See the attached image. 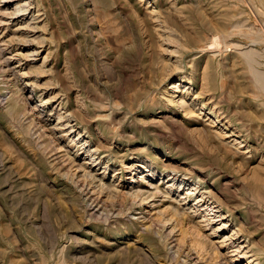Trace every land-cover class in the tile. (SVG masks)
I'll return each mask as SVG.
<instances>
[{
  "label": "rangeland",
  "instance_id": "374dc122",
  "mask_svg": "<svg viewBox=\"0 0 264 264\" xmlns=\"http://www.w3.org/2000/svg\"><path fill=\"white\" fill-rule=\"evenodd\" d=\"M250 259L264 0H0V264Z\"/></svg>",
  "mask_w": 264,
  "mask_h": 264
},
{
  "label": "bare ground",
  "instance_id": "6f19581e",
  "mask_svg": "<svg viewBox=\"0 0 264 264\" xmlns=\"http://www.w3.org/2000/svg\"><path fill=\"white\" fill-rule=\"evenodd\" d=\"M15 37V36H14ZM28 41V40H27ZM249 55V54H248ZM250 57V56H249ZM1 68H3V65L1 66ZM208 65L206 64L205 66H204V69L203 70H205L204 71V73H203V77H202V85H201V89L202 90H206L205 88H207V75H208ZM2 71H3V69H2ZM169 101H171V102H173V103H175L176 101H173L172 99H170ZM180 102H181V100H180ZM181 103H184L183 101L181 102ZM185 104V103H184ZM12 106H18V104H17V101L16 102H13V104H11ZM203 105V104H202ZM184 109H188L190 106L187 104H185L184 105ZM190 109V108H189ZM189 111H192V110H189ZM191 114V113H190ZM73 115V114H72ZM74 116V115H73ZM74 118L76 119V117L74 116ZM72 127V126H71ZM86 151L88 152V151H90V149L89 148H87L86 149ZM95 152H96V150H95ZM94 152V153H95ZM91 155H93V153L91 154ZM127 167V166H126ZM177 173V172H176ZM176 173H173V174H170V175H168L167 176V178H168V180L166 181V182H168L169 180H171V182H169V184H168V186L167 187H169V186H172V185H175V183L176 184H178L179 186L182 184V182L184 181L183 179H181L180 181H178V177H177V175H176ZM153 176V175H152ZM260 177V176H259ZM143 180L145 179V178H142ZM175 179H177V182L175 181V182H172V181H174ZM151 181V180H150ZM159 191H161V189L160 188H158V187H156L155 188V190L154 191H152L151 192V195H154L155 193H158ZM166 192H169L168 190H165V192L163 191V193H166ZM187 193V192H186ZM131 195H132V199L133 200H135L136 198H138L141 202L142 201H144L148 196H150V195H147V196H143L144 194H143V192H139V191H135V192H132L131 193ZM205 195V194H204ZM198 199H197V201L198 202H200V201H202L204 198H203V194H200V196L199 197H197ZM197 202V203H198ZM211 203H213V202H211ZM216 203V202H215ZM214 203V204H215ZM202 205V204H201ZM212 207V206H211ZM213 207H217V206H213ZM218 216H222L221 215V213L218 215ZM170 218L171 217H169V219H166V220H170ZM221 219H224V216H222V218ZM155 222V221H154ZM148 223V222H147ZM144 226V225H143ZM224 226V223H220L219 225H217V227H216V230H218L220 227H223ZM215 230V231H216ZM194 244H196V245H199L198 246V248L200 249V250H204L205 249V245L207 244V242H205V244H204V242L203 241H199V240H193L192 241ZM191 242V243H192ZM194 248V247H193ZM195 250V249H194ZM196 252V251H195ZM201 257H203V255L201 256ZM192 258V257H191ZM248 259V258H247ZM251 260V259H250ZM251 262L252 263H254V261H249V260H246V262H244V264H251Z\"/></svg>",
  "mask_w": 264,
  "mask_h": 264
}]
</instances>
